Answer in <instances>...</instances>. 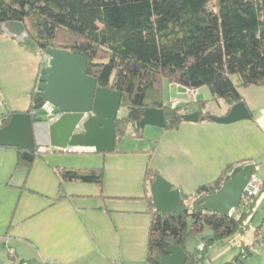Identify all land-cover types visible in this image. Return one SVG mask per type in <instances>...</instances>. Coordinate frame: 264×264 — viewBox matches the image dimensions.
<instances>
[{"label":"rangeland","instance_id":"rangeland-1","mask_svg":"<svg viewBox=\"0 0 264 264\" xmlns=\"http://www.w3.org/2000/svg\"><path fill=\"white\" fill-rule=\"evenodd\" d=\"M27 54L32 58L31 65L41 63L37 52ZM8 66L11 69L0 68V105L6 103L1 95L4 87L5 95L26 111L30 103L26 93L29 69L24 63ZM232 81L253 114L250 120L231 124L181 122L174 129L145 125L143 130L136 122L115 140L112 151L44 150L30 166L17 165L16 148L0 147V264H70L72 260L76 264H149L146 212L151 201V175L172 179L174 185V178L178 177L183 181L181 194L190 196L188 202L199 186L215 181L228 164H253L254 176L263 181L264 133L254 117L262 118L264 114V83L243 88L237 76H232ZM160 95L165 104L184 107L180 111L185 114L196 111L219 117L228 107L222 99L213 98L207 87L197 89L193 96L186 88L163 80ZM172 100L176 102L172 104ZM112 104L113 101L106 102L102 112ZM126 114L121 107L117 117ZM65 168L99 169L102 182L60 184L55 171ZM252 208L244 232L215 241L207 250L206 264H235L237 257L243 264H264V191L255 198ZM241 209L240 206L233 213L234 217ZM67 219H82L102 229L117 230L120 260H104L84 249L64 252L61 236H52L53 232L44 229L56 220ZM209 235L210 230L205 227L201 234L187 237L184 251L194 254L200 249L202 237ZM38 240L42 242L40 248ZM112 248L118 250L115 239Z\"/></svg>","mask_w":264,"mask_h":264},{"label":"trees","instance_id":"trees-1","mask_svg":"<svg viewBox=\"0 0 264 264\" xmlns=\"http://www.w3.org/2000/svg\"><path fill=\"white\" fill-rule=\"evenodd\" d=\"M6 22L22 23L28 36L25 48L40 53L61 49L81 56L85 74L96 80L97 87L121 95L119 108L127 114L115 119V140L125 135L127 126H135L140 108L162 109L163 129L179 126L184 107L163 102V80L193 91L207 87L228 107L242 101L232 76L243 88L264 83V0H0V25ZM34 99L35 92L26 112ZM12 114L2 118L0 129ZM16 151L17 165L30 166L39 156L37 150ZM233 166L228 164L215 181L199 186L190 202V196L181 194L171 213H159L149 202V264H160L172 245L184 250L185 239L205 227L210 235L202 237L194 254L185 252V264H206L207 250L215 241L244 232L256 197H243L237 217L193 210V200L218 190ZM55 175L60 184L102 182L99 169L65 168ZM234 263L243 264L239 257Z\"/></svg>","mask_w":264,"mask_h":264},{"label":"water","instance_id":"water-1","mask_svg":"<svg viewBox=\"0 0 264 264\" xmlns=\"http://www.w3.org/2000/svg\"><path fill=\"white\" fill-rule=\"evenodd\" d=\"M0 33L24 44L27 33L20 22H6L0 25ZM47 62L42 63L35 99L29 112L14 113L7 124L0 129V147L20 148L29 153L44 150H84L93 147L95 151H112L114 148L115 119L120 106L118 92L99 88L96 80L85 74L86 61L83 57L66 50L48 48L44 51ZM113 101L109 110L102 112L103 105ZM43 103L52 105L57 114L52 117L38 115ZM137 121L140 129L145 125L164 128L166 119L162 109L140 108ZM250 113L241 101L232 105L221 117L200 115L198 112L181 114V122L198 123L211 121L217 124H231L249 120ZM91 146V147H89ZM253 164L234 165L227 180L212 194L199 196L193 210L197 214H219L232 216L242 204L243 191L254 174ZM155 178V180L153 179ZM152 205L162 214L174 211L181 201L178 190L158 175L148 181ZM187 256L178 246H170L169 254L160 264H185Z\"/></svg>","mask_w":264,"mask_h":264},{"label":"crops","instance_id":"crops-1","mask_svg":"<svg viewBox=\"0 0 264 264\" xmlns=\"http://www.w3.org/2000/svg\"><path fill=\"white\" fill-rule=\"evenodd\" d=\"M29 49L25 48L22 44H19L18 42H16L15 40L3 35L0 33V68L2 69V67H7L9 69H11L8 65H12V66H21V64L24 63V65H26L29 69V83L27 84L26 88H27V92L30 97V103H29V107L32 103L31 100V95L33 92H35L36 90V84H37V79L39 76V69H40V64L39 65H31L30 61L32 60V58H29V55L27 53H29ZM38 54V52H37ZM39 55V54H38ZM41 57V55H39ZM21 57H25L21 58ZM47 62V60L45 61V63ZM41 63H42V57H41ZM44 63V64H45ZM29 85V88H28ZM1 90V88H0ZM1 95L4 98V100H6V103L2 105H0V123L2 118H4L6 115L10 114V113H19V112H26L21 111L22 107H17V105L14 103V101L9 98L7 95H5V89L4 87L2 88L1 91ZM7 98V99H6ZM28 107V108H29ZM231 107V106H230ZM230 107H227L226 110L224 111V113L222 115H219V117L221 116H225L229 110ZM247 110L249 111L250 115L253 114L252 112L248 109V107H246ZM42 115L43 112H41ZM40 113H38V115H41ZM251 119V118H250ZM249 119V120H250ZM254 120L256 121V125L257 127L261 130V132L264 133V114L262 116V118H255ZM201 122V121H200ZM199 123V122H198ZM91 147V146H89ZM91 148L88 149H84V150H93ZM255 172V170H254ZM156 174H153L151 176H155ZM158 175V174H157ZM150 176V178H151ZM159 177H161L160 175H158ZM163 180H165L166 182H168L171 185L172 189L178 190L180 192V194L183 192L182 190V182L178 177L174 178L175 180V185L172 181V179L169 178H163L161 177ZM153 179L155 180V178L153 177ZM150 193V192H149ZM150 199H151V203H152V196L150 194ZM82 221V222H81ZM42 229V228H41ZM44 230H47L48 232H53L52 236H61L63 242H62V250L64 252H66V250L69 251H75V250H86L87 252L91 253H97L98 257L104 260H108V261H112L114 262L115 260H120L121 257V245H120V241H119V234L118 231L115 230L114 232L112 231L111 227H107V228H100L98 226H96L94 223L92 222H85L82 219L78 220V222H76V220H72V219H67V220H61V222L59 220H56V222L49 224L48 226H46V228ZM58 231H60L61 234L58 233ZM114 239L117 241L118 244V250L115 251L114 248H112V244H114ZM42 244L41 241L38 240V244L37 246L40 248V245ZM42 246V245H41ZM54 247H56V244L53 245ZM44 249L46 250V247L44 246ZM113 249V250H112ZM120 249V251H119ZM116 254V255H114ZM41 257V255H39ZM56 260V259H54ZM94 262V260H92V263ZM70 264H76V260H72L70 262Z\"/></svg>","mask_w":264,"mask_h":264},{"label":"built area","instance_id":"built-area-1","mask_svg":"<svg viewBox=\"0 0 264 264\" xmlns=\"http://www.w3.org/2000/svg\"><path fill=\"white\" fill-rule=\"evenodd\" d=\"M38 54L41 55L42 57V63H45L47 58L44 56V53L38 52ZM195 92L196 91L188 90V94L193 95V96L195 95ZM170 102L174 104L173 102H176V101L172 100ZM41 111L43 112L44 116H47V117H52L56 115L55 114L56 109L49 103H43V105L41 106ZM262 187H263V182L258 180L254 175L251 176L247 185L244 188L243 197L244 196L245 197H257L258 195H260ZM242 201H243V198H242Z\"/></svg>","mask_w":264,"mask_h":264},{"label":"flooded vegetation","instance_id":"flooded-vegetation-1","mask_svg":"<svg viewBox=\"0 0 264 264\" xmlns=\"http://www.w3.org/2000/svg\"><path fill=\"white\" fill-rule=\"evenodd\" d=\"M193 112H196V111H193ZM193 112H192V113H193ZM198 113H199V112H198ZM55 114H57V111H56ZM182 114H185V113H182ZM186 114H188V113H186ZM41 115H42V114H41ZM194 202H195V201H193V204H194Z\"/></svg>","mask_w":264,"mask_h":264}]
</instances>
